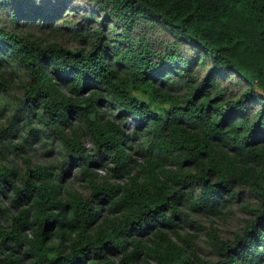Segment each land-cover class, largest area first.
I'll list each match as a JSON object with an SVG mask.
<instances>
[{"label":"trees","instance_id":"trees-1","mask_svg":"<svg viewBox=\"0 0 264 264\" xmlns=\"http://www.w3.org/2000/svg\"><path fill=\"white\" fill-rule=\"evenodd\" d=\"M93 3L96 27L75 30L90 47L71 49L23 29L63 20L72 2L0 0V68L22 77L23 90L11 101L0 76L1 108L12 111L0 154L23 150L20 128L57 138L62 171L76 163L91 189L62 190L61 175L29 160L23 174L0 166V197L18 211L0 226L6 264H264V0ZM144 25L173 41L136 32ZM130 117L148 145L143 162L127 144ZM103 164L125 184L99 182L91 166ZM237 203L244 228L232 240L209 234L216 259L174 239L190 213L218 216Z\"/></svg>","mask_w":264,"mask_h":264},{"label":"rangeland","instance_id":"rangeland-1","mask_svg":"<svg viewBox=\"0 0 264 264\" xmlns=\"http://www.w3.org/2000/svg\"><path fill=\"white\" fill-rule=\"evenodd\" d=\"M40 1L47 3V5H51L57 0ZM69 1L72 2V4L68 7V9H65L64 12H62L64 15L63 20H58L49 26L43 24L41 25L42 22L35 19L33 22L34 24L29 23L28 26L24 27L23 33L30 34L41 41H58L71 49L89 48L90 45L87 40H84L83 37L75 36V30L77 27L80 28L81 26H89V28L96 27V24H88V16L93 10L97 11L98 7L93 3V0ZM6 18L7 17L4 15L2 17V21ZM98 20H100V18H98ZM60 26H64V28ZM82 30H84V28H82ZM108 30L109 28L107 25V27L104 28L105 38L111 34V31L109 30L108 32ZM136 32L145 33L149 37H153L155 40L164 43L173 41V37L169 31L160 27H155V29L152 30L151 25H144L143 27H138ZM84 35V31H82V36ZM6 69H8V67ZM6 72L7 71L5 69L0 68V76L2 77L5 75L8 78L9 88L7 95L8 98L13 101L15 98L23 95L21 86L22 77H19L16 73L10 74V72ZM222 84L228 87V80L222 82ZM234 87L235 85L231 84V88ZM11 116L12 111L3 110L0 105V131L9 128L12 125L10 124ZM105 118L112 120L116 119L108 114H105ZM116 122L120 124L125 122V119H117ZM76 123H79V121L77 120ZM136 124L137 122L131 117L125 124V129L131 130L130 132L132 136L127 144L132 155H134L139 162H143V159H145V149L148 148V145L144 143L143 138L133 136L132 130ZM16 134L17 135L14 136L13 140L16 144H22L23 150L18 151V153L9 152L8 150L2 151V154H0V166L13 167L23 174L26 171L25 160H29L32 165H46L52 168L53 177L56 175L62 176V190L69 189L74 192H79L85 197H89L91 195V189L86 179L76 177L78 170V165H76V163L72 165L70 169L68 168V173L62 171L61 167L67 165L66 163L68 162L65 157L57 151V147L59 146L57 138H48V143L45 142V139H34V135L27 138V133L23 128H20ZM83 140L89 149L93 148L92 141L86 134H83ZM91 168L95 173H97L99 182L101 183L103 179H106L112 184H125L127 181L126 177H115L113 172L109 170L105 164H103V166L92 165ZM105 210L106 209H104L103 213H105ZM17 213L18 211L14 207L10 206L6 198L0 197V226L8 227L10 218ZM247 217L248 216L244 213L240 203L235 204L229 210H224V213L218 216L190 213L189 218L180 222V227H178L181 239L176 236L173 237L182 246L192 244L191 247L194 248L202 258L214 260L217 256L211 247L209 234L214 231L221 238L232 240L237 234L242 233L245 225L244 220H246ZM4 250L6 254L0 252V264H6L5 259L10 252L8 249ZM22 254L23 253L20 252L19 256H22ZM17 255L18 252H15L13 257H16ZM23 263L30 264V259L24 257Z\"/></svg>","mask_w":264,"mask_h":264}]
</instances>
